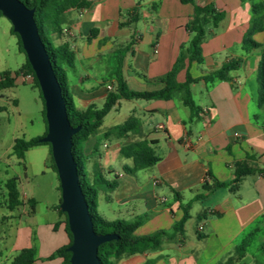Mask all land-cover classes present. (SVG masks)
Returning a JSON list of instances; mask_svg holds the SVG:
<instances>
[{"label": "crops", "instance_id": "obj_1", "mask_svg": "<svg viewBox=\"0 0 264 264\" xmlns=\"http://www.w3.org/2000/svg\"><path fill=\"white\" fill-rule=\"evenodd\" d=\"M88 2L84 8L67 11L63 32L50 36L53 45L66 42L74 51V67H66L65 74L76 108L103 106L113 89L118 55L123 57L121 72L130 89L161 88L157 78L174 68L188 46L191 33L186 25L193 5L180 0ZM194 2L212 3L223 17L217 26L206 27L201 57L190 63L181 59L175 78L183 82L186 71L199 78L229 60H238L228 78L189 84L198 106L193 115L179 90L166 100L119 99L101 119L90 114L89 130L78 143L90 177L97 171L107 180H116L111 190L98 186L97 211L104 221L132 222L139 217L141 223L134 232L138 236L170 232L158 246L125 255L116 264H223L244 240L243 255L230 264L264 262V102H259L257 82L264 52V7L254 12L252 6L264 0ZM254 22L262 28L250 38L260 47L243 42ZM4 70L12 75L16 71L0 60V74ZM10 103L11 109H18L17 98ZM5 108L0 105V110ZM130 117L138 123L128 133L104 136ZM20 137L33 136L16 135L10 149ZM143 139L158 160L132 173L124 171L131 159L120 154L121 145ZM48 156V145H37L27 149L20 162L26 173H43ZM241 162L253 172L243 177L237 191L203 188L214 180H231ZM19 198L20 203L9 208L7 193H2L0 264H10L24 248L34 249L31 264H61L63 257L56 251L68 245L69 236L64 217L55 208L58 203H40L34 194L20 191ZM183 206L189 217L180 234L172 227L181 218Z\"/></svg>", "mask_w": 264, "mask_h": 264}, {"label": "trees", "instance_id": "obj_2", "mask_svg": "<svg viewBox=\"0 0 264 264\" xmlns=\"http://www.w3.org/2000/svg\"><path fill=\"white\" fill-rule=\"evenodd\" d=\"M27 7L33 8V17L36 23L37 31L41 41L44 43L49 60L52 64L53 71L60 84L62 96L65 100L66 112L68 120L72 126H80V128L72 135V154L77 163V172L79 176L80 188L84 194L85 201L87 203L88 214L92 221V226L97 233H115L116 237L101 243L98 246L97 255L101 264H116V261L125 256L133 253L142 252L148 248H154L160 244L164 237H168L170 232L166 230H156L152 233L138 236L135 229L141 223V218H137L132 222H127L120 219L112 221H104L97 211V196L98 186H102L107 190H111L116 186L115 178L107 180L101 172H93L90 177L85 171L86 156L78 147L79 141L87 134L90 124L88 122L90 114L93 112L97 119H101L116 103L119 99H169L174 91L182 92V102L188 106L191 115L196 114L198 106L194 103L189 84L198 80L209 82L213 80H223L228 78L230 70L234 69L239 61L229 60L223 63L219 68L209 71L207 74L200 76L199 78H192L188 71H186L185 80L178 82L175 78L176 70L179 64L186 58L188 62H192L201 57V41L204 37L207 26L215 27L222 19L223 13L214 8L212 3L197 4L194 0H180L182 3H191L193 5V15L191 20L187 23L186 28L191 33V37L188 46L184 53H182L176 61L174 68L157 78L158 81L163 83V86L155 91H136L130 89L121 72L122 55H118L116 58V66L112 72L114 78L113 89L109 90L105 98V102L101 108H95L93 105L87 109L81 111L78 110L73 102L72 97L67 91V77L65 74V68H73L75 54L70 46L64 42L59 45H53L50 40L51 35H60L63 32V25L66 22L65 13L72 9H80L86 7L88 0H21ZM254 12L259 7H264L262 3H253ZM0 12V16H1ZM262 28V25H258L255 22L249 29L244 39V45L250 44L253 47H260L261 45L250 38L254 31ZM10 33L17 38V45L20 52H23L20 39L10 28ZM25 70L33 76L32 86L38 87L37 80L34 72L30 67L29 62L25 61L21 67L14 71L13 75L10 71L4 70L0 74V89L14 86L16 78L19 76L18 72ZM258 91L259 102H264V52L262 53L259 65H258ZM41 97V93L39 91ZM42 99V98H41ZM43 102V99H42ZM42 112L44 114V105ZM45 120V118H44ZM46 123V121H45ZM138 121L135 117H130L127 121L120 124L118 127L108 130L104 133V136L116 135L123 136L132 130ZM46 133L45 130L41 135H35L30 138H15L11 147L12 152L21 161L24 157V152L37 145H48L49 147V159L51 160L52 167L56 171L53 159L51 156L50 145L48 142L41 141V137ZM120 154L123 157L131 159V165H126L123 170L132 173L138 169L146 168L153 165L158 157L154 154L152 147L146 140L126 141L120 147ZM253 172V169L247 166L246 163L241 162L235 166L233 178L229 181H217L214 180L211 185L205 183L203 188L205 190H211L218 187H228L230 191L235 192L242 181L243 177ZM18 178L13 176L5 180L4 186L7 193V206L13 208L20 203L19 191H18ZM60 199V198H59ZM55 208L58 213L64 217L66 223V229L69 236V243L67 246L59 248L56 252L62 255L63 260L61 264H69L70 252L67 247L71 243V233L68 230L66 215L59 205L56 204ZM183 214L181 218L173 224L172 229L180 234H183V224L189 217L187 206H183ZM247 247V241H242L236 246L234 254L229 257L223 264H230L235 259L241 257ZM34 257L33 248L22 249L11 261L10 264H31ZM254 264H264L262 261H256Z\"/></svg>", "mask_w": 264, "mask_h": 264}, {"label": "water", "instance_id": "obj_3", "mask_svg": "<svg viewBox=\"0 0 264 264\" xmlns=\"http://www.w3.org/2000/svg\"><path fill=\"white\" fill-rule=\"evenodd\" d=\"M33 8L21 0H0V12L17 33L27 61L32 68L43 99L46 133L41 141L50 145L51 156L59 179V208L66 215L71 243L69 264H101L98 246L116 237L115 233H97L88 214L80 188L77 163L72 154V135L80 126L68 120L65 100L53 71L44 43L33 17Z\"/></svg>", "mask_w": 264, "mask_h": 264}, {"label": "rangeland", "instance_id": "obj_4", "mask_svg": "<svg viewBox=\"0 0 264 264\" xmlns=\"http://www.w3.org/2000/svg\"><path fill=\"white\" fill-rule=\"evenodd\" d=\"M11 23L0 16V60L10 63L11 69L18 70L26 61V56L20 52L17 38L10 33ZM14 65V66H12ZM5 109L0 110V201L6 189L4 182L7 178L19 175L17 187L20 193L34 194L40 203L44 201L58 202L60 197L59 179L52 167L51 160L44 162V172L26 173L22 162L11 152L10 144L14 137L34 136L45 130V116L42 112L43 102L39 89L32 86V82L17 77L11 89L0 91ZM18 99V109L10 108L13 99Z\"/></svg>", "mask_w": 264, "mask_h": 264}, {"label": "built area", "instance_id": "obj_5", "mask_svg": "<svg viewBox=\"0 0 264 264\" xmlns=\"http://www.w3.org/2000/svg\"><path fill=\"white\" fill-rule=\"evenodd\" d=\"M64 31H67V30L64 29ZM18 75H19V77H22L24 80H27V81H30V82H32V80H33L32 74L29 73V72H26L25 70H20L18 72Z\"/></svg>", "mask_w": 264, "mask_h": 264}]
</instances>
